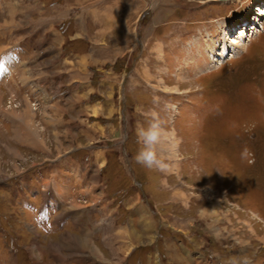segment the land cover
Listing matches in <instances>:
<instances>
[{"label":"rangeland","instance_id":"rangeland-1","mask_svg":"<svg viewBox=\"0 0 264 264\" xmlns=\"http://www.w3.org/2000/svg\"><path fill=\"white\" fill-rule=\"evenodd\" d=\"M2 26L1 264H264V0H0Z\"/></svg>","mask_w":264,"mask_h":264},{"label":"crops","instance_id":"crops-1","mask_svg":"<svg viewBox=\"0 0 264 264\" xmlns=\"http://www.w3.org/2000/svg\"><path fill=\"white\" fill-rule=\"evenodd\" d=\"M52 4V3H51ZM60 24H62L61 25V27L60 28H62V29H66V26L68 25V18H66V17H64V19L61 21V23ZM60 24H59V26H60ZM3 28H5V26H2L1 28H0V31H6L5 29H3ZM3 29V30H2ZM8 48H11V46L10 47H4L2 50V53L0 54V55H4L5 53H6V50L8 49ZM18 51H20V49L19 50H17V52ZM6 61V64L5 65H8V62H10L11 61V59H10V57H8V59L7 60H5ZM4 65V66H5ZM13 72H14V70H13ZM13 77V76H12ZM67 92H68V89H67ZM61 95V94H60ZM86 148H87V150H91L88 146H86ZM68 156V155H67ZM85 157V156H84ZM85 159V161L88 159V158H84ZM83 164H85V162H82ZM67 170L66 171H70V169L72 170V167H70V165H69V167H67L66 168ZM66 175H67V177H68V179L70 180V178H73V181H74V179L76 180L77 178H76V174H75V172H74V170H73V175H72V177L70 176V174H68V173H66ZM52 176H53V174H52ZM81 180H82V178H81V176L78 178V180H77V182H81ZM71 186L69 185V188H70ZM74 189V186H72V188L70 189V190H73ZM113 192H114V190H113ZM126 193H127V191L124 193V195H123V197H119L118 195H114V197H117L116 199L117 200H113L112 201V208L111 209H113L114 207H116L117 206V201H120L121 199H123L124 197H125V195H126ZM52 198V197H51ZM54 199V198H53ZM55 200V199H54ZM135 201H137V200H135ZM134 201V202H135ZM133 202V203H134ZM57 204H58V202H57ZM147 204V207H148V210L149 211H152V212H154V210H152L151 208H150V204H148V203H146ZM38 205H39V201H38ZM97 205V204H96ZM130 205H132V203L130 204ZM134 209H132V210H130V208H127V209H124L123 210V212L122 211H120L119 212V214L121 213V215H122V217L124 218V219H126V218H130L132 215H133V213H140V211L142 210V209H139V207L137 206V208H135V207H133ZM115 210V209H114ZM140 210V211H139ZM101 210H99V212H100ZM56 217L58 218V219H64L65 220V223L63 224V226L65 225V224H67L68 222H70V220H71V222L73 221L74 222V224L76 225V226H80V225H84V223H85V221H86V218H87V210H82V211H77V212H72V213H67V212H64V211H62V210H59V211H56ZM148 213H143V216L141 217L142 218V220H141V224H142V227H143V222H144V216L145 215H147ZM147 217V216H146ZM145 217V218H146ZM149 222V221H148ZM83 246V245H82ZM88 257H90L91 259H92V257L89 255ZM130 256H127V260H128V258H129ZM79 259H82V260H78V258H76V259H74V260H70L68 263L69 264H71V263H73V262H75V261H83L85 258H79ZM125 259V260H126ZM84 261H87V260H84ZM124 261V260H123ZM123 261L120 263V264H122L123 263ZM139 261V260H138ZM92 262V261H91ZM68 263H66V264H68ZM140 263V262H139ZM119 264V263H118Z\"/></svg>","mask_w":264,"mask_h":264},{"label":"clouds","instance_id":"clouds-1","mask_svg":"<svg viewBox=\"0 0 264 264\" xmlns=\"http://www.w3.org/2000/svg\"><path fill=\"white\" fill-rule=\"evenodd\" d=\"M164 136L163 121L159 118H154L148 124L147 129L141 133V139L144 143V148L137 154V163L151 167L156 162L155 145L158 144Z\"/></svg>","mask_w":264,"mask_h":264},{"label":"bare ground","instance_id":"bare-ground-1","mask_svg":"<svg viewBox=\"0 0 264 264\" xmlns=\"http://www.w3.org/2000/svg\"><path fill=\"white\" fill-rule=\"evenodd\" d=\"M262 11V10H261ZM232 45H233V48H235L236 50H238L240 47H241V49H243L244 48V43H240L238 40L237 41H233V43H232ZM235 54V53H234ZM233 54V55H234Z\"/></svg>","mask_w":264,"mask_h":264}]
</instances>
